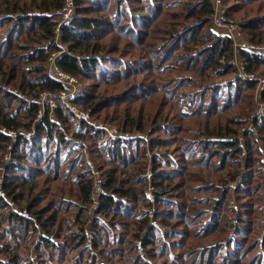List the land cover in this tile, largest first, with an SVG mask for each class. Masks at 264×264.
Returning <instances> with one entry per match:
<instances>
[{"label": "trees", "instance_id": "trees-1", "mask_svg": "<svg viewBox=\"0 0 264 264\" xmlns=\"http://www.w3.org/2000/svg\"><path fill=\"white\" fill-rule=\"evenodd\" d=\"M163 1L74 0L73 19L58 36L65 0H0V264H264V117L251 121L255 131L245 130L256 83L236 75L232 42L211 31L209 0H174L181 22L155 37L166 29L158 27L167 11ZM226 3L249 7L239 14L255 15L238 26L262 44L264 0ZM58 37L67 48L57 66L83 87L68 103L57 98L53 110L39 98L66 91L47 73L49 58L61 51ZM241 56L249 73L264 70V54ZM148 73L174 80L160 89L178 99L184 115H193L192 107L200 127L188 131L158 113L150 126V118L136 113L135 99L159 90L156 83L117 82ZM180 87L193 92L182 94ZM100 123L132 138L109 136ZM145 125L153 130L149 137ZM193 168L215 182L190 175ZM191 181L193 193L211 195L196 198L201 210L174 196ZM124 218L134 220L132 230Z\"/></svg>", "mask_w": 264, "mask_h": 264}, {"label": "rangeland", "instance_id": "rangeland-1", "mask_svg": "<svg viewBox=\"0 0 264 264\" xmlns=\"http://www.w3.org/2000/svg\"><path fill=\"white\" fill-rule=\"evenodd\" d=\"M218 1H220V4H217ZM163 2H164V6L167 7V11L162 13V17L158 21V24H160L158 27H162V28L165 27L166 29H165V32L162 31V29H159L160 30V34L161 33H163V34L160 35V36H155L157 38L158 37H164L165 35H169L170 34L169 32H171L170 30L176 28L178 26V24L181 22V19H182V13L176 12L178 9L176 7H174V5H175L174 0H165ZM209 2L211 4L210 6H211V10H212L211 31L216 36L218 35V36H221V37H226L227 39L230 40V42H232V48H233V54H234L233 63L235 64L236 75L238 77H240V74L238 73L237 67H236V58H239V56H240V58L243 60V58L241 56L242 50H241V48L239 46L235 45L236 42L233 41L232 35L230 34V32H228L227 29L231 28V26H233L234 29H235V32L240 33L239 38H240L241 42H247V43L254 44L253 42L250 41L249 37H247L246 34H244V32L240 29V27L238 26V24H240V22H238L237 20H240V21L246 20V19L250 18L251 16L253 17L255 14L254 15H247L246 13H242V15H240L239 12H241V11L245 12V10L247 11L249 7L243 8L244 5H239L238 7H234V6L231 7L232 4L229 3V5H228L226 3V0H209ZM231 8H233V13L235 11H237V14H232V16L229 15V13L231 12ZM241 8H243V9L240 10ZM71 9H72V12L69 14L68 18H66L65 13H64V15L61 14V15H59L57 17L58 22L61 23L60 24V26H61L60 27V31L57 30V34H59L62 31V27L64 25L70 23L71 20L73 19L74 12H75V5L72 4L71 5ZM216 14H221L222 15V16L217 17V18H223V20H222L223 24L221 26L215 25L214 18L216 16ZM56 45H58L61 48V51L57 52V54H56V59H58L59 56H61V54L66 51L67 46L62 43L60 37H58V40L56 41ZM254 45H257V44H254ZM257 46L264 47V42L262 44H258ZM198 48H200V45L195 46L193 49H198ZM128 49H131V48H128ZM151 50L154 51L156 49H151ZM155 54L157 55V53H155ZM242 62L244 64V67H246V69H247L245 61H242ZM52 65H53L52 67H55L53 62H52ZM47 66H48L47 73H48V76H50L52 74V72L50 71V69H51L50 60L48 61V65ZM151 75L157 81L156 80L151 81L150 80V76ZM254 75L256 77H258V78H264V70H260V71H258V73L257 72L254 73ZM167 76L169 78H171V77L175 78V76H177V73H171V74H168ZM231 77H232V75L230 77H226V78H231ZM164 80L168 81V83L171 82V81H174L172 79H166V78L160 79L159 76H155L154 73H151V74L148 73L146 75H143L141 79L134 78L133 76L127 74L124 77V81L117 82V86L116 87L122 86V85H128L129 86L131 84H135L136 82L138 83V81H140V84L143 85V86H149L150 84H155L156 83L155 87L159 88V90H156V92L153 93L149 97H146V98L137 97L135 99L134 108L137 109L136 113L143 112L142 114H144L146 119L150 118L151 119L150 120V126L156 123V122L153 123V119L155 118L156 113H158V114H161L162 117L169 116V119L171 118V121H173L171 123L180 124L184 128H186L188 131L195 130L198 127H200L194 121L195 111H193L192 107L188 108V110H189V112H193L192 113L193 115L186 116V115H184L182 113L181 107L178 104V108L180 109V113H179V110H178V108L176 106V103H177L176 101H178V99L171 101L169 99L170 98V95L168 94L169 92L164 91V90H166L165 88L160 89L162 84H167V83H164L165 82ZM224 80L225 79L217 78L213 82L220 83V82H222ZM65 85H66V91L63 92L62 94L42 93L40 98H39L40 104H42V105L44 104V106H45V104L47 102L51 101L53 103L51 108L54 110L55 106L57 105V100L58 99L60 101L68 103L69 99L72 98L76 93L80 92L82 90V87H83V85L77 79H75L73 83H71V84L67 83ZM141 90L144 91V88L141 87ZM180 90H181L180 92L182 94H186V95L191 93V92H193V88H190V87H180ZM104 92H105V89H103L99 93H104ZM43 94H50L51 95L46 100L45 103L42 102V95ZM263 97H264V91L262 92V101L260 102V106H263V108H264V98ZM179 98H180V96H179ZM257 98H258V94H257V89H256L254 91V99H255V101H256ZM180 102H183L182 106H184L186 100L182 99ZM50 104L51 103L49 102V105ZM159 106H161V107L159 108ZM260 106H258L257 102H255V110L253 112L252 117L248 118V125H247V128L245 130L252 129L253 131H255L254 128H251L252 127L251 126V121L254 119V116L258 112ZM72 109L74 110V112H76L79 116H82L83 118H85L87 121L90 120V118H89V116L87 114H82L81 112L78 111V109H76L74 107ZM183 119H187V120H183ZM100 124L102 125V128L104 126V129L106 128L108 130V135L109 136L112 135L115 138H121V139H130V138H132L129 135L118 133L117 132L118 130L114 126L103 125L102 123H100ZM101 125H99L98 127H101ZM144 129L146 130V132H147L146 134L148 135V137L151 136V134L153 132V130H151V127H149V125L148 126L145 125ZM161 135H162L161 137H164V134L161 133ZM154 136H158V135H154ZM144 137H145L144 139L147 141V137L146 136H144ZM182 137H184V136H182ZM242 137H241V143H243V141H244V139H243L244 137L243 138ZM136 138H143V137L141 135L137 134ZM162 150H163V152H166V150H169V149H166L164 147ZM241 158H243V159L245 158V152H242ZM95 174L98 177L97 180H99L98 173L96 172ZM189 174L193 175V176L204 177V179H208V180H210V182H215L214 179H213L214 177H210L207 174L206 171L203 172L202 170L197 169V168L190 169ZM219 176H223L222 173H220ZM195 184H196V182H192L191 181V182H188L185 187L181 185L182 187L177 191V193H174L175 194L174 196H177L178 200L181 202L183 207H187L189 209H194V210H198L200 208L199 210H201L203 208L202 207H198L196 205V198L200 197V196L209 197L211 195H210V193H207V192L204 193V194H199V195L193 193V188H194ZM235 186H236L235 183H230L228 185V188H233L234 189ZM98 190H101L100 185H99V181H98V184H97V192H98ZM152 190H153V187L150 186L148 188V190L146 191V195H147V197L149 199L152 200V203H153L155 201V196L153 195V191ZM235 198L236 197H234V200H235ZM245 200H246V202H249V201L251 203L253 202L251 200H248L247 198H245ZM98 204H99V200L96 197L95 208H97ZM11 206L14 208V210H18L17 207L14 206L13 204H11ZM164 207L165 206H163L162 208L164 209ZM153 209L155 210V206L153 207ZM183 211L188 216V218H190L191 215H190L189 211H186V210H183ZM224 213H225V211H224ZM253 213H254V211L251 213L250 219L252 218ZM123 220L125 222H127V220H129V222H131L130 228L132 230V228H133L132 222L134 220L133 219H127V218H124ZM153 220H154V217H153V213H152L151 214V221H152V224H155V222H153ZM254 220H255V225L260 224L259 217H255ZM166 221L168 223L173 224V225L176 224L177 228H180L182 231L186 230L183 225H180L181 223L178 221V219H168V220L166 219ZM160 226H161L162 233H164L165 230L167 229V227L165 226V223H163ZM174 227H175V225H174ZM261 228L258 230V234L257 235L253 234V235L250 236V240H249L248 244H252V242H255V239L258 237V235L262 231ZM88 237H89V241H91L92 236L89 235ZM178 238H180V237H178ZM247 254H249V253H247ZM253 254H256V252H254ZM159 262H160V259H159Z\"/></svg>", "mask_w": 264, "mask_h": 264}, {"label": "built area", "instance_id": "built-area-1", "mask_svg": "<svg viewBox=\"0 0 264 264\" xmlns=\"http://www.w3.org/2000/svg\"><path fill=\"white\" fill-rule=\"evenodd\" d=\"M72 4L74 5V0H65L64 8L60 12H58V14L64 15V13H65L66 18H68L69 14L72 12V9H71ZM217 4H220V1H218ZM219 16H222V15L216 14V16L214 18V22H215V25L221 26L223 24L222 23L223 18H217ZM60 24L61 23L58 24L56 32H57V30L60 31V27H61ZM227 30L232 35L233 41L236 42L235 45L239 46L242 51H249V52H253L255 54H264V47H260V46H257V45L251 44V43H247V42H241V40L239 38L240 33L235 32V29L233 26H231V28H228ZM56 54L57 53L52 54V56L49 58L50 63H51L50 71L52 72V74L50 75V78L54 81L60 82L63 85H65L67 83H70V84L73 83L75 79L72 76H69V75L65 74L64 72H62L59 69V67L57 66ZM242 61H244V60H242L240 58V56H239V58H236L237 71L240 74V77H242L244 80L252 81V82L256 83V89H257V94H258V98L256 99V102H257L258 106H260V102L262 101V92L264 91V78H258L254 75V73H249L247 71L246 67H244V64ZM52 62L54 63L55 67H52L53 66ZM60 94H62V93H60ZM50 96H51L50 94H43L42 95V102L45 103L46 100ZM49 102L51 103L50 105L52 107L53 103L51 101H49ZM49 102H47V103H49ZM263 117H264V108H263V106H260V108H259L258 112L256 113V115L254 116V118H263ZM8 160H9V154L6 155V157H5L6 163L8 162ZM0 170H1V172H3L4 167L0 168ZM2 183H3V177L0 178V197L4 198L5 194L1 188ZM19 213H20V215H22L26 219L30 218V214L27 211H22Z\"/></svg>", "mask_w": 264, "mask_h": 264}]
</instances>
